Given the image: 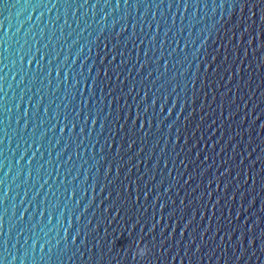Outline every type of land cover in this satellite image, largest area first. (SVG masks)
I'll return each mask as SVG.
<instances>
[{"label":"water","instance_id":"1","mask_svg":"<svg viewBox=\"0 0 264 264\" xmlns=\"http://www.w3.org/2000/svg\"><path fill=\"white\" fill-rule=\"evenodd\" d=\"M0 262L264 264V0H0Z\"/></svg>","mask_w":264,"mask_h":264},{"label":"clouds","instance_id":"2","mask_svg":"<svg viewBox=\"0 0 264 264\" xmlns=\"http://www.w3.org/2000/svg\"><path fill=\"white\" fill-rule=\"evenodd\" d=\"M146 252H147L146 248H140L137 254L140 256H144Z\"/></svg>","mask_w":264,"mask_h":264},{"label":"snow or ice","instance_id":"3","mask_svg":"<svg viewBox=\"0 0 264 264\" xmlns=\"http://www.w3.org/2000/svg\"><path fill=\"white\" fill-rule=\"evenodd\" d=\"M0 264H2V262H0Z\"/></svg>","mask_w":264,"mask_h":264}]
</instances>
